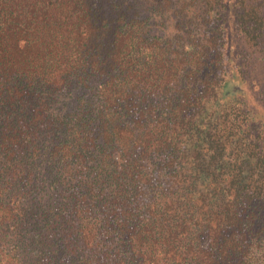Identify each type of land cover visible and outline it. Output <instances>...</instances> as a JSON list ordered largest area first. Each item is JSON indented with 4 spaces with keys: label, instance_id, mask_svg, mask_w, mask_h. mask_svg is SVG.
I'll use <instances>...</instances> for the list:
<instances>
[{
    "label": "trees",
    "instance_id": "obj_1",
    "mask_svg": "<svg viewBox=\"0 0 264 264\" xmlns=\"http://www.w3.org/2000/svg\"><path fill=\"white\" fill-rule=\"evenodd\" d=\"M230 2L0 0V264H264V0Z\"/></svg>",
    "mask_w": 264,
    "mask_h": 264
},
{
    "label": "rangeland",
    "instance_id": "obj_2",
    "mask_svg": "<svg viewBox=\"0 0 264 264\" xmlns=\"http://www.w3.org/2000/svg\"><path fill=\"white\" fill-rule=\"evenodd\" d=\"M227 4H228V6H230V4H231V2H230V0H227ZM171 29V28H170ZM259 90H256L255 92H254V94H256V92H258ZM252 95L253 94H249V101H250V103H251V106L253 107V109L255 110V111H258V113H260V114H263L264 115V97H259V98H257L256 97V95H254V98H255V102H253L254 101V98L252 97ZM263 107V108H262Z\"/></svg>",
    "mask_w": 264,
    "mask_h": 264
}]
</instances>
